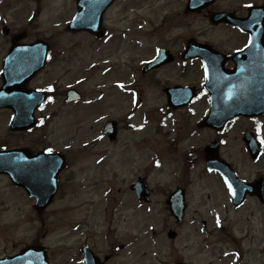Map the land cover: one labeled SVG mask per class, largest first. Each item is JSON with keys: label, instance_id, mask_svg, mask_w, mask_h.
<instances>
[{"label": "rangeland", "instance_id": "374dc122", "mask_svg": "<svg viewBox=\"0 0 264 264\" xmlns=\"http://www.w3.org/2000/svg\"><path fill=\"white\" fill-rule=\"evenodd\" d=\"M0 1L1 12L6 17L16 4L12 11L19 9L18 15H9L12 21L9 28L27 30L29 42L41 37L52 43L53 59L33 80V87L53 84L56 90L64 93L75 85L83 92L85 99H93L98 93L93 85L102 84L103 81L112 83L114 80L123 83L122 92L111 87L105 90L103 100L97 102L103 105L99 112H96L98 109L95 105L89 106L87 112L86 108H82L83 104L66 106L61 98L41 112L53 114L47 127L31 135L20 133L8 139L10 144L28 146L34 150L51 146L61 154L64 148L69 147L65 151L67 167L59 175L55 206L45 217L46 227L51 230L53 258L57 262L76 264L74 257L80 258L79 247L90 244L100 258L108 257V264H176L177 261L228 264L233 258H223L221 254L229 250L239 251L243 264H264V209L255 200L249 199L246 207L235 210L220 181L207 175L201 163L188 171L182 169V159L178 160L187 149L202 147L213 138V133L207 129L190 136V131L196 128L202 117L199 114L204 106L197 109L196 116L182 111L175 113V117L169 114L163 122L165 126L157 128L158 117L164 112L159 111L161 114H158L159 107L164 106L161 89L168 83L198 84L200 74L189 67L183 76L179 70L169 67L165 72L143 76L138 68L141 60L151 57L150 49L155 44H167L177 51L183 43L181 39L192 38L224 50L239 46L242 39L235 31L211 26L209 12L231 7L242 13L240 4H261L264 0H227L195 16H183L180 6L185 0H172L174 5L164 8L156 7L158 3L149 4L146 1L127 3L121 9L114 7L109 12L110 21L119 18L128 23L130 20L133 22L131 29L139 25L143 29L127 34L123 39V48L113 50L112 42L111 48L104 46L98 55L92 52L94 44L86 42L88 39L85 36L71 37L63 34L65 31L61 32L74 16L72 10L66 11L64 16L63 11L66 7L74 8L75 0H47L49 9L37 15L36 26L34 21L26 18L31 9L37 10V14L41 11L36 5L38 0H11L12 5ZM132 6H143L146 12L139 9L134 11V15L123 12ZM58 24L60 26H55ZM125 26L131 25L122 24L116 28L123 32ZM44 27H48L47 32ZM112 31L117 32V29ZM135 40L141 41L143 49L134 44ZM127 43L133 51L130 58L123 53L129 45ZM8 46L9 40L0 34V58L5 55ZM106 54H110V58L118 63L121 73L117 71L118 75L107 74L100 78L90 63L102 60ZM114 70L115 66L108 65L109 72ZM94 77L98 80L91 82ZM145 112V119L150 120L148 122L144 121ZM4 117L0 121V140L7 138ZM108 120L118 123L116 142H110L102 135L101 130ZM230 125L231 130L226 134L227 141L222 150L223 157L245 178L258 172L264 175V157L257 165H251L240 141V133L252 127V124L247 120H238ZM138 127L143 130L139 131ZM261 133L264 140V127ZM143 139L144 142L140 143ZM174 139L176 142L171 147L170 142ZM171 152L174 156L178 154L175 160H172V155H166ZM142 174L153 193L149 206H140L130 190V183ZM85 178L86 181L82 182L81 179ZM2 185L0 179V187ZM177 186L185 188L187 192L188 210L181 226L176 225L164 204L166 195ZM23 199L17 208L23 209L25 206L24 216L13 211L12 201L10 209L1 215V219L16 240L27 230L28 241L32 243L39 232V223L35 213L29 210L30 201L26 196ZM217 209L223 215L224 223L220 230L213 223ZM24 218L26 224L21 223ZM204 222L206 226L202 224ZM169 231H176L175 240L168 238ZM127 242L129 244L125 247Z\"/></svg>", "mask_w": 264, "mask_h": 264}, {"label": "water", "instance_id": "95a60500", "mask_svg": "<svg viewBox=\"0 0 264 264\" xmlns=\"http://www.w3.org/2000/svg\"><path fill=\"white\" fill-rule=\"evenodd\" d=\"M17 105H16V108H15V112L17 115L16 117V121L17 123H14V127L13 129H16V130H21V129H28L32 126V111L35 107V105L37 104V102L33 101L32 103L29 102L30 100V97H25L24 95L22 94H19L17 95ZM252 103H254V105H257V109L261 108L262 105H264V96H253V100H252ZM238 106H239V102L237 103ZM236 104V106H237ZM243 114L245 113H251L249 109H242L241 111ZM23 113H26V119L24 121V123H18L19 120H21L23 118ZM110 131L113 132V128L110 129ZM114 136V135H113ZM112 136V138H113ZM247 141H251V139L247 138ZM250 144L253 146V142H250ZM257 152V148L253 149L251 151V154L252 155H255ZM213 164V163H211ZM58 169V170H57ZM55 169L56 172H58L60 170V166L59 168ZM54 175H52L53 177ZM143 180V179H141ZM133 189L136 191V194L138 195L139 199L141 200L142 198L144 199H147V196L149 195L148 194V191L146 190V185L144 183H142V181H140L139 183L135 184L133 186ZM180 196V197H178ZM175 200H177V202H180L181 204H176L177 202H174ZM182 200H183V197H182V194L181 193H176L172 196L171 198V206H170V211L173 215H175L177 217V219H181V217L183 216L182 212H183V209H184V205L182 203ZM173 237V236H172Z\"/></svg>", "mask_w": 264, "mask_h": 264}, {"label": "flooded vegetation", "instance_id": "af4514ba", "mask_svg": "<svg viewBox=\"0 0 264 264\" xmlns=\"http://www.w3.org/2000/svg\"><path fill=\"white\" fill-rule=\"evenodd\" d=\"M228 12V11H227ZM1 115L0 114V118H1ZM13 133H10V136L12 138L13 137ZM20 150V146L18 144L16 145H11L9 144V142H3V141H0V150L2 151H10V150ZM6 180V182L9 180L2 174H0V178H2ZM11 186V189H14L16 191H22L23 192V189H19V188H16L15 186H13L12 184H10ZM2 208H3V203H1V200H0V214H2ZM49 210V207L47 208V210H45L44 213H39L38 214V217H40V220H42V216H44L45 214H47ZM26 223V221H25ZM41 226L43 227L44 226V222L42 220L41 222ZM12 232H10L9 228H5V227H0V260H4L7 259V258H12V257H15V255H17L20 251H22L23 249H25L26 247H29L31 244L30 242H28V233L26 231H24V235L22 237L23 240H20L18 241V244L17 243H14L13 242V238H12ZM48 237V234L47 232L45 233L44 231H42L41 233H39L37 235V237L35 238V240L32 242V245L34 247L36 246H40V247H43L45 249H48V252H49V259L51 260L52 258V252H50V248L47 247L46 245V242L44 241L45 238Z\"/></svg>", "mask_w": 264, "mask_h": 264}, {"label": "snow or ice", "instance_id": "6c2138e0", "mask_svg": "<svg viewBox=\"0 0 264 264\" xmlns=\"http://www.w3.org/2000/svg\"><path fill=\"white\" fill-rule=\"evenodd\" d=\"M122 87V86H121ZM257 131H259V130H257ZM262 142H264V141H262ZM229 188H231V186L229 185Z\"/></svg>", "mask_w": 264, "mask_h": 264}]
</instances>
